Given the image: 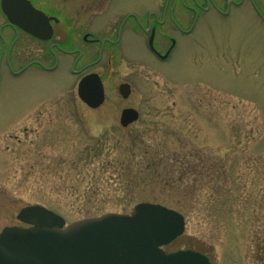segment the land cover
Wrapping results in <instances>:
<instances>
[{
    "label": "rangeland",
    "instance_id": "obj_1",
    "mask_svg": "<svg viewBox=\"0 0 264 264\" xmlns=\"http://www.w3.org/2000/svg\"><path fill=\"white\" fill-rule=\"evenodd\" d=\"M156 2L106 0V15ZM255 26L246 7L225 22L206 16L196 32L201 42L183 40L169 62L154 60L158 70L144 64L150 54L127 31L112 65L104 56L98 66L106 97L97 109L76 104L75 78L63 71L3 78L0 231L23 226L17 214L26 206L46 207L69 224L129 214L144 202L184 217L183 234L166 252L190 249L215 264H264V49L255 55L247 45ZM237 39L247 41L239 65L214 64L215 43ZM123 81L132 87L127 99L117 92ZM63 93L70 112L84 117L63 120L67 129L53 132L34 111L17 117L25 104ZM128 107L139 118L123 127L119 117Z\"/></svg>",
    "mask_w": 264,
    "mask_h": 264
},
{
    "label": "flooded vegetation",
    "instance_id": "obj_2",
    "mask_svg": "<svg viewBox=\"0 0 264 264\" xmlns=\"http://www.w3.org/2000/svg\"><path fill=\"white\" fill-rule=\"evenodd\" d=\"M27 1L29 4H1L0 0V86L3 78L6 81L17 80L32 73L51 75L63 71L75 78L74 87L70 89L74 92L76 104L80 101L78 83L89 74H97L100 78L105 101L104 72L98 66L104 56L106 64L112 65L113 56L121 49L127 31L137 35L142 49L150 54L152 59H143L144 64L157 69L154 60L169 62L183 40L189 44L201 42L196 32L206 16L212 15L225 22L236 11L246 7L255 18L254 36L248 42L237 39L235 45L229 41L215 43L211 58L214 64L224 62L236 66L245 52L241 47L246 42L255 55L264 49V0H157L156 4H149L138 11L132 8L121 10L113 17L106 15L110 7L106 0H54L52 4ZM70 1L73 3L70 4ZM31 8L40 11L45 20L39 22L32 17ZM16 22L35 24L43 33L31 34ZM160 72L171 79L165 72ZM123 83L129 84L120 82L118 94L119 85ZM64 93L61 97L50 95L25 104L19 108L17 117L23 118L34 111L36 120L53 124V132L63 131V127L67 129V124H60L63 120L67 121L71 115L79 120L84 117L79 109L76 113L70 112ZM80 103L86 106L82 101ZM24 131L27 129L24 128Z\"/></svg>",
    "mask_w": 264,
    "mask_h": 264
},
{
    "label": "water",
    "instance_id": "obj_3",
    "mask_svg": "<svg viewBox=\"0 0 264 264\" xmlns=\"http://www.w3.org/2000/svg\"><path fill=\"white\" fill-rule=\"evenodd\" d=\"M29 4L27 0H1V4ZM6 10V8H4ZM39 22L45 16L29 9ZM27 32L42 35L35 24L16 22ZM77 94L90 108L104 101V89L97 74L83 77ZM126 99L128 84L119 85ZM138 112L125 108L120 123L127 126ZM17 219L26 227L9 226L0 232V264H214L193 250L166 253L163 247L183 234L184 217L159 204L138 203L129 214L105 213L65 225V220L40 205L22 208Z\"/></svg>",
    "mask_w": 264,
    "mask_h": 264
}]
</instances>
